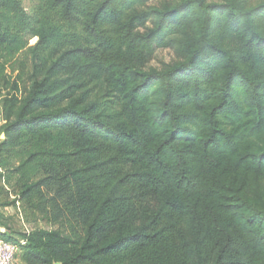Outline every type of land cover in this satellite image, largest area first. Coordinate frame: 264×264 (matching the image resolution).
Segmentation results:
<instances>
[{
  "label": "trees",
  "instance_id": "1",
  "mask_svg": "<svg viewBox=\"0 0 264 264\" xmlns=\"http://www.w3.org/2000/svg\"><path fill=\"white\" fill-rule=\"evenodd\" d=\"M152 1L0 0V181L70 226L1 225L24 264H264V0Z\"/></svg>",
  "mask_w": 264,
  "mask_h": 264
},
{
  "label": "rangeland",
  "instance_id": "2",
  "mask_svg": "<svg viewBox=\"0 0 264 264\" xmlns=\"http://www.w3.org/2000/svg\"><path fill=\"white\" fill-rule=\"evenodd\" d=\"M177 0H153L148 4L146 10L151 7H162L164 5H172ZM23 4L27 12L31 15L38 12L42 5V0H23ZM148 27H152L149 24ZM37 42L34 38L30 45L33 46ZM176 62L175 54L172 50L158 49L148 64L151 68L162 69L166 65ZM33 59L31 51L24 50L14 57L11 63L6 66L3 76L0 78V94L6 96L13 92V83L18 82L20 97H25L32 83ZM1 100V98H0ZM3 117V105L0 103V118ZM3 125V123L1 124ZM0 125V126H1ZM0 140H3L0 136ZM16 188L6 187L3 181H0V230L1 225L11 228V234L19 240L20 233H29L37 229L61 230L65 234H69L70 226L66 222H53L39 212L29 208L22 202H17ZM9 205V206H6ZM5 232V230H3ZM15 264H24L20 253L16 257Z\"/></svg>",
  "mask_w": 264,
  "mask_h": 264
},
{
  "label": "built area",
  "instance_id": "3",
  "mask_svg": "<svg viewBox=\"0 0 264 264\" xmlns=\"http://www.w3.org/2000/svg\"><path fill=\"white\" fill-rule=\"evenodd\" d=\"M4 123L0 118V125ZM20 253L18 245L0 239V264H15L16 257Z\"/></svg>",
  "mask_w": 264,
  "mask_h": 264
},
{
  "label": "water",
  "instance_id": "4",
  "mask_svg": "<svg viewBox=\"0 0 264 264\" xmlns=\"http://www.w3.org/2000/svg\"><path fill=\"white\" fill-rule=\"evenodd\" d=\"M1 138L4 140L6 137L4 134L1 135Z\"/></svg>",
  "mask_w": 264,
  "mask_h": 264
},
{
  "label": "crops",
  "instance_id": "5",
  "mask_svg": "<svg viewBox=\"0 0 264 264\" xmlns=\"http://www.w3.org/2000/svg\"><path fill=\"white\" fill-rule=\"evenodd\" d=\"M0 231H2V232H3V229H1Z\"/></svg>",
  "mask_w": 264,
  "mask_h": 264
}]
</instances>
